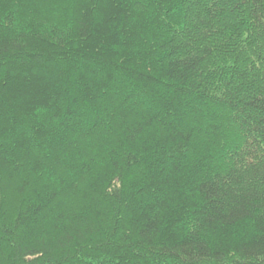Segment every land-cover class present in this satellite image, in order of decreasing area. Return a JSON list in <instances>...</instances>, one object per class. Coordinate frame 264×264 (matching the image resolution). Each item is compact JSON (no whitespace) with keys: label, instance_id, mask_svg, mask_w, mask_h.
I'll return each instance as SVG.
<instances>
[{"label":"trees","instance_id":"16d2710c","mask_svg":"<svg viewBox=\"0 0 264 264\" xmlns=\"http://www.w3.org/2000/svg\"><path fill=\"white\" fill-rule=\"evenodd\" d=\"M0 264H264V0H0Z\"/></svg>","mask_w":264,"mask_h":264}]
</instances>
